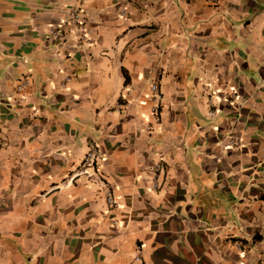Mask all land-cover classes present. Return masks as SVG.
<instances>
[{
    "label": "crops",
    "instance_id": "obj_1",
    "mask_svg": "<svg viewBox=\"0 0 264 264\" xmlns=\"http://www.w3.org/2000/svg\"><path fill=\"white\" fill-rule=\"evenodd\" d=\"M263 200L264 0H0V264H264Z\"/></svg>",
    "mask_w": 264,
    "mask_h": 264
},
{
    "label": "built area",
    "instance_id": "obj_2",
    "mask_svg": "<svg viewBox=\"0 0 264 264\" xmlns=\"http://www.w3.org/2000/svg\"><path fill=\"white\" fill-rule=\"evenodd\" d=\"M210 4H215L218 2V0H206ZM123 13V12H122ZM81 14L80 9L77 6H74L70 10V18L69 23L73 24L75 26H80V29L82 31V38H85V32H87L84 23L80 20ZM53 33H56L57 31L52 29ZM68 77L65 78L67 80ZM29 78L27 76H23L20 78L16 85V90L18 92H24L26 88L29 86ZM150 100L152 101L151 105V111L155 116H158V93L159 89L156 83H152L150 87ZM233 95V94H232ZM236 97V96H233ZM208 114L212 116L214 114L213 109H209ZM229 143L232 145L234 143L233 139H230ZM102 151L96 144H89L88 148L76 170V175L83 176L88 182L92 184L99 185L105 194V200L107 203L108 208L112 209L115 206H117V203L115 201V198L113 196L112 189L108 185L105 175L102 171ZM161 169V162L157 161L154 166V179H153V187L155 188L157 186L156 183V175ZM264 201V200H263ZM140 248L136 249V255L134 257V260L136 262H139L140 260V254H139Z\"/></svg>",
    "mask_w": 264,
    "mask_h": 264
},
{
    "label": "rangeland",
    "instance_id": "obj_3",
    "mask_svg": "<svg viewBox=\"0 0 264 264\" xmlns=\"http://www.w3.org/2000/svg\"><path fill=\"white\" fill-rule=\"evenodd\" d=\"M136 253H137V252H136ZM136 253H135V255H136ZM139 254H140V251H139ZM135 255H134V257H135ZM133 261L136 262V261L134 260V258H133Z\"/></svg>",
    "mask_w": 264,
    "mask_h": 264
}]
</instances>
